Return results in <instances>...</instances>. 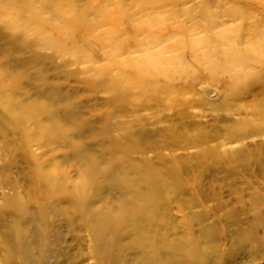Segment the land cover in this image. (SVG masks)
Listing matches in <instances>:
<instances>
[{
    "label": "rangeland",
    "instance_id": "obj_1",
    "mask_svg": "<svg viewBox=\"0 0 264 264\" xmlns=\"http://www.w3.org/2000/svg\"><path fill=\"white\" fill-rule=\"evenodd\" d=\"M1 1L4 84L19 79L20 107L44 109L18 127L0 101V264L22 261L6 241L15 223L38 264H195L193 244L206 264L223 258L212 245L229 250L225 264H264V248L231 257L237 229L247 234L260 219L264 236V0ZM55 3L99 28L69 32ZM21 35L38 59L14 44ZM101 78L105 85L92 84ZM117 78L146 104L110 101ZM49 91L59 93L53 103ZM48 109L67 139L44 138ZM91 162L89 216L61 189L47 197L45 174L62 171L70 193ZM101 219L114 223L96 236Z\"/></svg>",
    "mask_w": 264,
    "mask_h": 264
},
{
    "label": "bare ground",
    "instance_id": "obj_2",
    "mask_svg": "<svg viewBox=\"0 0 264 264\" xmlns=\"http://www.w3.org/2000/svg\"><path fill=\"white\" fill-rule=\"evenodd\" d=\"M8 1V0H7ZM22 1V0H21ZM20 1V2H21ZM50 1V0H49ZM120 1L119 2V5L122 4V0H118ZM23 2V1H22ZM46 2V0H45ZM48 2V1H47ZM51 2V1H50ZM60 2L63 3V0ZM65 2V1H64ZM104 3H106L105 5H112V0H104L103 1ZM10 3V2H9ZM18 3V2H17ZM35 3V2H33ZM41 3V2H40ZM153 3V2H152ZM2 4V1L0 0V5ZM29 4V2L27 3ZM25 4V5H27ZM37 4V3H36ZM35 4V6H36ZM50 4V3H49ZM67 4V3H66ZM69 4V3H68ZM102 4V3H101ZM143 4V3H142ZM4 5H7L4 3ZM4 5H1V6H4ZM23 5V4H22ZM23 5V6H25ZM44 5V3H43ZM118 4L116 5L117 7L119 6ZM29 6V5H28ZM40 6V5H38ZM70 6V5H68ZM115 6V5H113ZM122 6V5H121ZM120 6V7H121ZM125 6V5H124ZM122 6V7H124ZM20 7V6H19ZM30 7V6H29ZM71 7V6H70ZM69 7V8H70ZM121 7V9H122ZM26 8V7H25ZM67 8V7H66ZM76 8V7H75ZM119 8V7H118ZM17 9V8H16ZM21 9V8H20ZM32 9V8H31ZM30 9V10H31ZM35 9V8H34ZM52 9L54 10V13L56 15H61V16H64V19L65 21L67 22L68 25H65L67 28V30H69V32H72L74 33L75 30L77 28H83L85 31L91 33L93 32L94 30H96L97 28H99L100 25H92V23H86V21H84V12H79L77 14H75L74 16L72 15H69L66 14V13H63L64 10H65V7L64 5L62 4H53L52 6ZM73 9V7H72ZM117 10V8H115ZM24 10V9H23ZM38 10V9H37ZM80 10V9H79ZM21 11V10H20ZM68 11V10H67ZM72 11V10H71ZM74 11V10H73ZM121 11V10H120ZM16 12V11H15ZM69 12V11H68ZM77 12V11H76ZM75 12V13H76ZM24 13V12H23ZM22 13V14H23ZM27 13V12H26ZM112 13V12H111ZM17 14V13H16ZM53 14V13H52ZM37 15V14H36ZM53 17V16H52ZM37 18V17H36ZM34 18V19H36ZM30 19V18H29ZM41 19V18H40ZM49 19V18H48ZM33 20V19H32ZM51 20V18H50ZM48 20V21H50ZM27 21V20H26ZM29 21V20H28ZM38 21V20H37ZM41 21V20H40ZM39 21V22H40ZM45 21V20H44ZM47 21V22H48ZM151 21V20H150ZM33 22V21H32ZM38 22V24H39ZM116 22V21H115ZM43 23V27H44V22L42 21ZM83 24V25H76V24ZM145 23V22H143ZM37 24V23H36ZM53 24V23H51ZM51 29L50 30H54V31H58L60 36H64L65 35V29H58V27L54 26V25H51ZM95 24V23H94ZM97 24V23H96ZM111 24V23H110ZM118 24V22H117ZM108 25V24H107ZM106 25V26H107ZM152 24H150L151 26ZM159 24H157V27ZM25 26V25H24ZM41 26V28H42ZM142 26V25H140ZM156 26V25H154ZM23 27V26H22ZM103 27V26H102ZM39 28V27H38ZM114 28V27H113ZM24 29V28H23ZM33 29V28H32ZM151 29V27H150ZM161 29V28H160ZM25 30V29H24ZM43 30H47V29H43ZM42 30V31H43ZM49 30V31H50ZM113 30V29H112ZM152 30V29H151ZM159 30V28H158ZM48 31V30H47ZM46 31V32H47ZM129 31V30H128ZM153 31V30H152ZM45 32V33H46ZM131 32V31H130ZM137 32V31H135ZM49 33V32H48ZM52 33V32H50ZM104 34V33H103ZM25 35V34H24ZM42 35V34H41ZM40 35V36H41ZM44 35V34H43ZM50 35V34H49ZM53 36V35H52ZM51 36V37H52ZM57 36V35H56ZM59 36V37H60ZM148 36V35H147ZM224 36H227V34H225ZM45 37V36H44ZM42 36V38H44ZM47 37V36H46ZM50 37V38H51ZM113 37V36H112ZM111 37V38H112ZM150 37V36H149ZM155 37V36H154ZM227 37H225L227 39ZM53 38V37H52ZM55 38H58V37H55ZM111 38H110V41H111ZM148 38V37H147ZM153 38V37H151ZM15 39V38H14ZM27 39V38H26ZM26 39L24 38L23 35L19 36L18 38H16L14 41V44H20V45H24L23 46V49H28L27 46H29L31 49V56L34 57L35 59H38L39 58V55L37 54V52L34 50V46L35 45H32L34 44V42H30L28 43L26 41ZM63 39V38H62ZM61 39V40H62ZM114 39V38H113ZM150 39V38H148ZM147 39V40H148ZM28 40V39H27ZM54 40V39H53ZM56 40V39H55ZM59 40V39H58ZM77 40V39H76ZM228 40V39H227ZM66 41V40H65ZM150 41H153V40H150ZM206 41V40H205ZM204 41V42H205ZM232 41V40H231ZM230 41V42H231ZM52 42V41H51ZM62 42V41H61ZM64 42V41H63ZM181 42V41H179ZM178 42V43H179ZM32 43V44H31ZM47 43V42H46ZM49 43V42H48ZM144 43V42H143ZM52 44V43H51ZM152 44V43H151ZM54 45V44H53ZM58 45V44H57ZM61 45V43L59 44ZM181 45V44H180ZM37 46V44H36ZM67 46V43L66 45ZM70 46V45H69ZM68 46V47H69ZM50 47V46H49ZM52 47V46H51ZM64 48V46H63ZM62 48V49H63ZM70 48V47H69ZM148 48V47H147ZM150 48V47H149ZM139 49V48H137ZM69 50V49H68ZM73 50V49H72ZM26 51V50H24ZM62 51V50H61ZM148 52V51H147ZM69 53V52H68ZM119 53V52H118ZM146 53V52H145ZM117 54V53H116ZM180 56V55H179ZM164 58V57H163ZM165 59V58H164ZM169 59V58H167ZM141 61H143L141 59ZM147 61V60H146ZM159 64H160V61L161 60H158ZM169 61H173L174 62V59L173 60H169ZM146 64H148L147 62H145ZM158 65V64H157ZM2 67V65H0ZM148 66V65H147ZM152 67V66H151ZM147 68V67H146ZM168 68V67H167ZM153 69V67H152ZM148 70V68H147ZM5 73V70L3 71H0V101H5L7 100L8 103H9V113L12 114L13 116V120L14 122H16V126L18 127H22V125H24L26 123V120H27V117H36L37 116V112L39 111L38 109H44V107L42 106H36V105H32L29 109H26V107L22 106L23 108L20 107V102L14 98V93L17 92L18 88H19V79H17L15 82H12L11 84L9 85H5L4 82H5V78H3V74ZM120 73V72H118ZM106 74V73H105ZM107 75V74H106ZM5 76H8V77H14L15 76V73L12 72V73H8L6 74ZM105 76V75H104ZM120 76V75H119ZM116 77V75H115ZM121 77L123 78V75H121ZM122 78H120V80L117 78L116 80L113 81L112 85L110 86H107V90H109L110 92H112V95L110 97V101H115L117 100L119 103H120V108L122 107V109L124 108H127V109H130L129 107V104L131 103H135L137 102L136 104H139V105H143V104H146L145 101H142V97L141 99H137L136 98V94L133 95L132 93V87H134V85L130 82V81H123L121 80ZM137 79V78H136ZM118 81V82H117ZM121 81V82H120ZM120 82V83H119ZM140 82V81H138ZM146 83V82H145ZM92 84H98V85H105V81L103 78H101L99 81H96V80H93L92 81ZM129 84V86L127 85ZM141 86L143 83H141ZM145 86V85H144ZM150 86V85H149ZM105 88V89H106ZM139 88V87H138ZM157 88V87H156ZM151 89V88H150ZM137 90V89H136ZM135 90V91H136ZM146 90V89H145ZM148 92V91H147ZM146 92V93H147ZM158 93V91H156ZM145 93V91H144ZM149 93V92H148ZM58 92H48V97L47 99L51 101V103H53L56 98L58 97ZM147 95V94H145ZM143 95V96H145ZM147 97V96H145ZM144 100V99H143ZM18 110V111H17ZM20 111V113H19ZM65 112L64 114V117L66 118V116L72 114L70 109H69V106H66L65 108L62 109V112ZM47 113L49 115V119H50V122H51V125H48L44 128L43 130V135H44V138L47 139L48 141H56V140H63V139H67L68 136H67V131L64 130V128L60 125L59 121L57 120L56 118V112L53 111V109H48L47 110ZM68 114V115H67ZM71 118H74V116H72ZM172 133L176 134L177 133L175 131H171ZM170 133V132H169ZM117 142L119 143V140H117ZM89 168L86 170V172H84V174L82 175L81 177V180L78 184V188L76 190H73L72 192H68L66 191V183L68 182L67 181V178L66 179H62L61 177H64V173L61 171H56L55 173L53 174H48V175H44L45 176V179L47 180L48 184L50 185L51 187V190L48 191L47 193V197L49 199H53L55 196H57L56 192H54V189L55 190H58V189H61L62 190V194L61 195H70L72 198H73V201L77 204L76 206H78L77 208L79 210H81L82 214L85 216H89L92 211L90 210L88 204H89V196H88V191H87V184L88 183H92L94 182V178L95 176L93 175V164L92 162L89 164ZM95 167V166H94ZM149 172V171H148ZM152 172V171H151ZM153 173V172H152ZM58 179H61V181L59 182ZM158 180V181H157ZM144 181L148 184H150L151 186L155 187L156 184L159 185L160 181L158 179V177H153L152 175L149 176V175H146L145 178H144ZM119 219V220H118ZM118 219H117V223L116 224H120L123 220V217H121V215L118 216ZM259 221H261L260 219H258ZM258 221V223H256L255 225H252L250 226V229H248L247 231V234H245L244 231H242V229H237V236L234 243L236 244V250L234 251L233 254H231V257H235L236 255L238 254H243V253H246V252H249L250 256L251 257H256L257 254V248H258V252L262 251L263 248H264V236L262 234H260V227H261V223ZM101 222L102 224L104 225L103 228L99 227V225L97 226H94L93 228V231L95 233V235H102L104 232H106L107 228L106 227H109L110 226V223H114L112 221H109V220H104V219H101ZM122 224V223H121ZM8 230L6 231V241H7V244L11 241V243L13 244V247L11 249H13L14 251H17L19 253H21V263L20 264H38L40 263L38 259H36L37 257H33L32 253H31V247L28 245V240L24 234V232L18 227V224L15 223L14 225H11L7 228ZM212 231V230H211ZM218 233V232H217ZM220 234V233H218ZM245 234V235H244ZM213 237H214V240L219 238V235L217 234H214L212 233ZM217 235V236H216ZM246 236V237H245ZM246 241H250L253 245L255 246H252V245H248L249 248H246ZM229 250H224V249H221V247H217L216 245H212V255H216L217 257V254L218 255H222V259L219 258L217 261H216V264H225V259L224 257L226 256V254H229L228 253ZM187 255H191L194 259V261H196L195 264H206L207 261H206V256L207 254L205 255V252L202 251L198 245H195L193 244V247H191V250L189 249V251L186 253ZM150 259L153 260L150 256ZM156 263V261H155ZM154 263V264H155Z\"/></svg>",
    "mask_w": 264,
    "mask_h": 264
}]
</instances>
